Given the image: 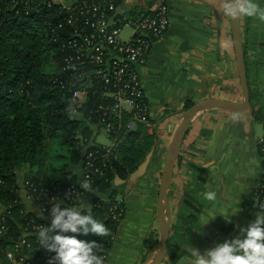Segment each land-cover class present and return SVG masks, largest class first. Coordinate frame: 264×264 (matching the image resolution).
I'll list each match as a JSON object with an SVG mask.
<instances>
[{
    "label": "crops",
    "instance_id": "crops-1",
    "mask_svg": "<svg viewBox=\"0 0 264 264\" xmlns=\"http://www.w3.org/2000/svg\"><path fill=\"white\" fill-rule=\"evenodd\" d=\"M138 1L144 8L150 0ZM258 2L264 7V0ZM168 3L170 27L163 37L153 41L146 66L140 70L156 133L167 125L164 134L155 133L160 151L170 145L187 101L195 104L210 98L244 100L237 77L231 19L217 12L221 0ZM242 23L251 107L242 112L207 109L192 119L181 149V164H177L173 179V194L177 196L182 189L183 196L173 195L166 210V220L171 224L170 240L181 244L186 254L175 259L167 254L161 264H188L193 246L202 251L236 235L239 226L254 220L259 211L257 193L264 163L259 151V140L264 135V20L251 17ZM254 120L263 125L261 136L255 134ZM153 130L144 133L152 134ZM153 154L146 174L133 185L116 179L118 189L126 195L127 213L119 224L106 264H151L159 252L160 224L152 208L157 203L153 192L158 187L155 170L159 163ZM153 162L154 170L150 171ZM26 169L25 166L24 173ZM74 171L81 178V165ZM177 172L181 176L182 172L190 173L194 180H182ZM147 190L150 196L145 195ZM208 191L216 192L215 201L206 199ZM22 193L26 210L41 219L30 210L40 204ZM240 197L238 212L236 201ZM93 198L90 193L87 201L92 204ZM210 211L217 213L215 219L200 227ZM222 214H235L232 223Z\"/></svg>",
    "mask_w": 264,
    "mask_h": 264
},
{
    "label": "trees",
    "instance_id": "trees-1",
    "mask_svg": "<svg viewBox=\"0 0 264 264\" xmlns=\"http://www.w3.org/2000/svg\"><path fill=\"white\" fill-rule=\"evenodd\" d=\"M25 1L33 2L0 0V209L8 211L9 228L0 236V264L5 262L7 246L19 239L27 227L25 218L38 220L26 210L22 201L18 167L21 164L27 167L24 179L35 183L40 192L36 195L37 202L41 205L52 195L62 194L69 186L78 183L80 178L73 173L76 167H82L81 140L94 141L87 118L89 114L97 116L90 110L100 102L95 92L100 87L96 84L94 91L89 93L87 107L82 110L85 118L70 114L73 111L71 93L69 87L59 81L64 77L65 50L61 44L74 32V27L64 23L66 29L57 28L65 16L59 4L51 10L43 7L36 12L31 5L27 7ZM76 26L82 27L80 23ZM193 104L187 101L184 110ZM49 141H54L55 146L50 147ZM154 146L153 134L131 136L125 144L116 143L114 152L117 158H109L107 180L92 173L96 178L93 184L95 193L90 192L94 197L92 214L105 222L110 235L89 234L79 238L100 241L105 264L120 224L112 218L110 210L113 204H117L119 196L116 179L128 180ZM177 164H181V156ZM96 202L100 205L96 206ZM182 254L186 252L181 244L170 240L168 257L175 259ZM53 255L48 256V251L41 250L36 256L37 263L49 264Z\"/></svg>",
    "mask_w": 264,
    "mask_h": 264
},
{
    "label": "built area",
    "instance_id": "built-area-1",
    "mask_svg": "<svg viewBox=\"0 0 264 264\" xmlns=\"http://www.w3.org/2000/svg\"><path fill=\"white\" fill-rule=\"evenodd\" d=\"M27 7L40 12L43 7L51 10L59 4L65 13L57 28H64V23L74 27V32L61 44L63 55V75L59 81L69 87L74 115L84 117L82 110L87 107L89 93L96 84L100 89L95 91L100 102L90 110L97 116L88 115L94 133V141L81 140L83 146L82 175L95 184L96 174L107 180L109 158L117 155L114 152L116 143L125 144L131 136L151 132L155 123L152 120L150 104L142 84L140 70L146 66L148 54L154 40L163 37L170 27V7L168 0H150L141 11H133L131 16L122 12L116 15L119 4L116 0H38L25 1ZM31 3V4H30ZM137 10V9H135ZM113 19L112 24L110 21ZM80 23L81 28L76 24ZM125 27H130L131 34L124 40L121 34ZM94 91V90H93ZM85 118V117H84ZM104 134L110 140L106 145L96 141L97 136ZM259 151L264 158V135L259 140ZM100 156L103 159L100 160ZM100 160V161H99ZM21 195L35 200L40 194L35 183L22 180ZM84 192L79 183L72 184L62 194L52 197H65V193ZM258 202L264 204V166L258 187ZM87 200L90 192L84 193ZM22 198V197H21ZM51 198L40 206L50 209ZM66 198V197H65ZM70 202V201H69ZM96 206L100 203L96 202ZM112 218L120 222L125 215V205L117 197V204L110 208ZM8 211L0 209V236L8 231ZM27 227L4 251L3 264H38L37 254L44 250L38 248L36 232L47 220L34 217L25 218ZM34 251V252H32ZM48 252V256H51Z\"/></svg>",
    "mask_w": 264,
    "mask_h": 264
},
{
    "label": "clouds",
    "instance_id": "clouds-1",
    "mask_svg": "<svg viewBox=\"0 0 264 264\" xmlns=\"http://www.w3.org/2000/svg\"><path fill=\"white\" fill-rule=\"evenodd\" d=\"M217 12L234 21L242 17L264 20V7L258 0H221ZM70 114L75 113L71 111ZM73 175L77 173L74 172ZM78 183L84 192H76L74 195L68 192L65 193L66 198L52 197L50 209L30 207L38 217L49 221L42 223L36 232L38 248L54 253L49 258V264H105L100 241L79 238L80 235L89 234L106 237L110 235V229L104 221L93 216L92 204L85 198V192L95 193L92 181L81 176ZM205 197L209 201H215L217 194L215 191H208ZM240 200L241 197L236 201L238 212ZM216 215L217 213L210 211L209 218H202L200 227L215 219ZM222 215L228 223H232V216L235 214ZM193 249L192 259L188 264H264V204H259L254 220L239 226L236 235L202 251L194 246Z\"/></svg>",
    "mask_w": 264,
    "mask_h": 264
},
{
    "label": "water",
    "instance_id": "water-1",
    "mask_svg": "<svg viewBox=\"0 0 264 264\" xmlns=\"http://www.w3.org/2000/svg\"><path fill=\"white\" fill-rule=\"evenodd\" d=\"M125 3L126 0H121L116 15L122 12ZM112 22L113 19L110 21V24H112ZM231 33L234 43L236 66L244 93V100L242 102H233L224 99L210 98L193 104L190 108H188L184 112L182 121L178 125L171 140V143L168 147L167 157L160 179L159 195L157 202V218L160 224L161 238H160L159 252L154 257V260L151 264H161L168 254V243L171 236V224L168 219L166 220V210L169 208L175 168L181 153L183 142L187 136L188 131L190 130L192 119L195 117L196 114L207 109L216 108V109L230 110L233 112H242L251 107V91L247 77V70H246L245 56H244L245 48H244L242 18L239 19L238 21L231 20ZM153 153L154 150L152 149L146 156L145 160L138 166V168L130 174L129 176L130 185H133L139 178H141L146 174ZM117 180L121 182H126V180H122L119 177H117ZM214 241L216 243L217 239ZM214 246L215 244L212 245V247Z\"/></svg>",
    "mask_w": 264,
    "mask_h": 264
},
{
    "label": "rangeland",
    "instance_id": "rangeland-1",
    "mask_svg": "<svg viewBox=\"0 0 264 264\" xmlns=\"http://www.w3.org/2000/svg\"><path fill=\"white\" fill-rule=\"evenodd\" d=\"M141 4L139 3V1L138 0H127V3H126V6H125V13L128 15V16H131V13L133 12V11H136V12H138V11H141V10H143V8H142V6H140ZM135 9H137V10H135ZM242 21H244V18L242 17ZM242 25H243V23H242ZM131 34V29H130V27H125L124 29H123V32H122V34H121V38L122 39H124V40H127V38L129 37V35ZM226 50V49H225ZM230 52V51H229ZM223 53H226V54H228V52H224L223 51ZM231 53V56H233L234 57V54H233V49H232V51L230 52ZM224 68H226L227 66L226 65H224L223 66ZM238 72V71H237ZM237 77H238V79H239V74H237ZM242 99H244V96H243V98ZM185 111V110H184ZM253 123H254V125L256 126V130H255V134H257L258 136H261V134L263 133V125H262V123L261 122H259V121H256V120H254L253 121ZM179 124H180V122H179ZM178 124V125H179ZM178 127V126H177ZM167 128V125H163V126H161L159 129H160V133H158V134H160L161 135V133L162 134H164L165 132H166V129ZM156 130H157V128L155 127L154 128V130H153V135H154V137H155V146L153 147V150H154V152L156 153V157H155V159L156 160H158V165L156 166V170H155V174H156V180H157V188L154 190V192H153V194L156 196L155 198H156V200H157V202H158V195H159V184H160V179H161V175H162V170H163V167H164V165H165V161H166V157H167V151H168V146L164 149L163 148V150H161L160 151V148L158 147V143H159V141L157 140V138L156 137H158V136H156ZM156 133V134H155ZM157 134V135H158ZM160 135H159V137H160ZM100 137H99V143H103V144H106V145H108V144H110V140L107 138V137H105V135L104 134H100L99 135ZM49 146L50 147H54L55 146V142L53 141H49ZM154 155V154H153ZM180 155H181V153H180ZM260 156H262V155H260ZM180 157V156H179ZM263 157V156H262ZM261 157V158H262ZM262 159H264V158H262ZM153 164H154V162L150 165V171H152V170H154V166H153ZM177 166V165H176ZM186 168V170H187V167H185ZM177 169V168H176ZM18 175H19V179L20 180H23L24 179V164H21L19 167H18ZM188 172V171H187ZM177 174L179 175V177L182 179V180H186V181H188V180H194V178L192 179V175L190 174V173H183L182 172V176H181V172H180V174H179V172H177ZM128 183H129V178H128V180H126ZM173 190H175V184L173 183V185H172V190H171V195H170V198L171 197H173ZM182 189H180L179 190V192L177 193V196L176 195H174V196H176V198H181L182 196H183V194H182V191H181ZM124 191V190H123ZM121 189H119V196H118V198L124 203V205H125V215H124V217H123V219L125 218V216H126V213H127V204H126V199H125V193L123 192ZM150 191V190H149ZM148 190H147V193L145 194V195H147V196H150V192H149ZM22 195H23V193H22ZM153 195V196H154ZM258 200V199H257ZM153 208V211H154V213H155V215H156V217H157V203H156V205L155 206H153L152 207ZM129 210H130V212H131V206L129 207ZM123 219L120 221V223L123 221ZM234 231L236 230V226H235V223H234Z\"/></svg>",
    "mask_w": 264,
    "mask_h": 264
}]
</instances>
